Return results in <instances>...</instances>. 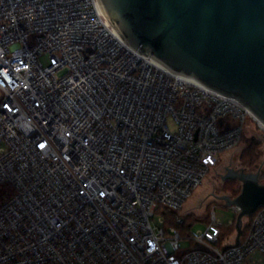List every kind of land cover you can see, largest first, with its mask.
<instances>
[{"label": "built area", "instance_id": "1", "mask_svg": "<svg viewBox=\"0 0 264 264\" xmlns=\"http://www.w3.org/2000/svg\"><path fill=\"white\" fill-rule=\"evenodd\" d=\"M262 132L133 49L98 0H0V264H264V207L225 251L213 207L186 236L151 223L161 208L181 224L222 154Z\"/></svg>", "mask_w": 264, "mask_h": 264}, {"label": "water", "instance_id": "2", "mask_svg": "<svg viewBox=\"0 0 264 264\" xmlns=\"http://www.w3.org/2000/svg\"><path fill=\"white\" fill-rule=\"evenodd\" d=\"M102 12L136 51L179 74L237 99L264 125V0H98ZM260 171L227 168L222 181H238L236 197L214 196L239 209L243 220L264 207ZM190 250L208 251L196 244Z\"/></svg>", "mask_w": 264, "mask_h": 264}, {"label": "rangeland", "instance_id": "3", "mask_svg": "<svg viewBox=\"0 0 264 264\" xmlns=\"http://www.w3.org/2000/svg\"><path fill=\"white\" fill-rule=\"evenodd\" d=\"M43 65H47L48 58L43 56L40 58ZM249 135V134H248ZM259 145L254 150L253 156H247L245 153L248 147V140H245L237 149L222 154L216 167L208 173L203 183L196 189L192 195L183 204L179 213L182 217L193 216L198 221L191 227V232L203 230L205 223L208 221V215L213 207L216 219L222 224H227L233 220L235 215L230 207L225 206L224 202L219 201L214 196L236 197L241 189L238 181H222L221 176L226 174L227 168L233 170H243L246 173H256L260 171L259 181L264 184V132L257 135ZM249 138V137H248ZM238 192V194L236 193ZM176 215V214H175ZM162 218L160 213H156L151 220L152 225L161 226L159 219ZM248 218H244L243 226L248 222ZM193 221V219H191ZM187 240L180 241V248L187 249L190 246Z\"/></svg>", "mask_w": 264, "mask_h": 264}, {"label": "trees", "instance_id": "4", "mask_svg": "<svg viewBox=\"0 0 264 264\" xmlns=\"http://www.w3.org/2000/svg\"><path fill=\"white\" fill-rule=\"evenodd\" d=\"M258 136H251V137H244L243 142H245V140H248V147L245 150V153L247 156H253L254 155V150L256 149V147L259 145L260 142H258L257 140ZM236 193V192H235ZM13 194V189L10 185H2L0 186V203L10 197ZM238 194V192L236 193ZM157 213H160L163 216L164 222H163V227L167 228V227H174L176 228V230L178 231V233L180 234V236H186L187 234H189L191 231V227L193 224H195L196 222H202V221H198L195 218H193V216H186L185 218L182 217V223L178 224L176 222V218H177V214L170 212L168 210L165 209H158ZM176 214V215H175ZM252 217H249L247 219V223L243 226L242 229V234H241V238L245 239V237L247 236L249 230H250V226H251V221H252ZM191 219H193V221H191ZM209 223V215H208V221L205 224ZM235 217L232 220L231 224H225L223 227H221L222 233L226 238H229L231 236L234 235L235 233Z\"/></svg>", "mask_w": 264, "mask_h": 264}, {"label": "bare ground", "instance_id": "5", "mask_svg": "<svg viewBox=\"0 0 264 264\" xmlns=\"http://www.w3.org/2000/svg\"><path fill=\"white\" fill-rule=\"evenodd\" d=\"M118 33V32H117ZM119 34V33H118ZM120 35V34H119ZM155 64L159 66L161 69L168 71L161 63L154 60ZM191 81L195 82L193 79L189 78Z\"/></svg>", "mask_w": 264, "mask_h": 264}]
</instances>
